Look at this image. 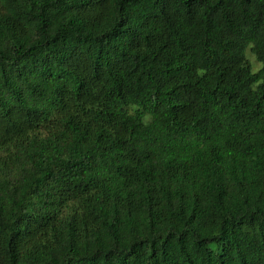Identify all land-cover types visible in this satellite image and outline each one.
Returning a JSON list of instances; mask_svg holds the SVG:
<instances>
[{
    "label": "trees",
    "instance_id": "16d2710c",
    "mask_svg": "<svg viewBox=\"0 0 264 264\" xmlns=\"http://www.w3.org/2000/svg\"><path fill=\"white\" fill-rule=\"evenodd\" d=\"M0 264H264V0H0Z\"/></svg>",
    "mask_w": 264,
    "mask_h": 264
},
{
    "label": "rangeland",
    "instance_id": "374dc122",
    "mask_svg": "<svg viewBox=\"0 0 264 264\" xmlns=\"http://www.w3.org/2000/svg\"><path fill=\"white\" fill-rule=\"evenodd\" d=\"M245 58L247 59V61L249 62L250 66H251V70L253 72L257 71L260 67V64L258 62H256L253 58V56L250 54L249 50H245Z\"/></svg>",
    "mask_w": 264,
    "mask_h": 264
}]
</instances>
